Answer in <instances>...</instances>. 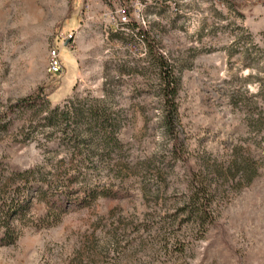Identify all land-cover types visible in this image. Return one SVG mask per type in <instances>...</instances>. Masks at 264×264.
I'll return each instance as SVG.
<instances>
[{
  "label": "rangeland",
  "instance_id": "374dc122",
  "mask_svg": "<svg viewBox=\"0 0 264 264\" xmlns=\"http://www.w3.org/2000/svg\"><path fill=\"white\" fill-rule=\"evenodd\" d=\"M141 1L116 25L110 0H0V159L37 168L50 216L0 264H264V0Z\"/></svg>",
  "mask_w": 264,
  "mask_h": 264
},
{
  "label": "trees",
  "instance_id": "16d2710c",
  "mask_svg": "<svg viewBox=\"0 0 264 264\" xmlns=\"http://www.w3.org/2000/svg\"><path fill=\"white\" fill-rule=\"evenodd\" d=\"M146 39L152 45V42L148 38ZM158 67L161 78L164 123L167 131L174 136L175 146L177 147L178 135L176 128L178 125L177 95L179 80L173 73V67L170 62L161 54H159ZM43 92V89L38 90L37 93L22 99L16 106L28 107L36 104L41 99ZM97 113V111L91 112V117L95 124L100 120V116ZM63 114L67 117L78 115V113L71 111L63 112ZM36 173L37 168L18 170L10 167L5 161L0 159V246L16 243L26 226H38L37 224L40 225L46 221L50 222L49 214L39 219H36L32 214L35 196L46 191L44 186L38 183L35 177ZM201 190L200 192L204 198L201 203V216L205 215L208 217V193L205 189Z\"/></svg>",
  "mask_w": 264,
  "mask_h": 264
},
{
  "label": "built area",
  "instance_id": "2783aa9c",
  "mask_svg": "<svg viewBox=\"0 0 264 264\" xmlns=\"http://www.w3.org/2000/svg\"><path fill=\"white\" fill-rule=\"evenodd\" d=\"M115 6V16L112 15L116 25H124L130 23V8L133 7L135 11H140L145 7L141 0H110ZM48 73L51 75L61 73L63 71V64L59 56V51L53 48L49 54L47 65Z\"/></svg>",
  "mask_w": 264,
  "mask_h": 264
}]
</instances>
